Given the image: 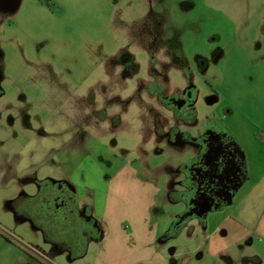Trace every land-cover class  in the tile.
<instances>
[{"label":"rangeland","instance_id":"1","mask_svg":"<svg viewBox=\"0 0 264 264\" xmlns=\"http://www.w3.org/2000/svg\"><path fill=\"white\" fill-rule=\"evenodd\" d=\"M145 14L147 26H165L161 39L145 35ZM130 30L152 45L161 40L157 60L151 65L139 40L133 51L140 72L121 84L126 87L120 86L121 98L112 95L108 117L102 119L91 113L90 98L106 94L108 87L101 83L106 66L119 60L116 52ZM167 43L180 50L194 72L199 97L192 134L204 131L215 117L228 128L233 125L244 140L263 133L264 0H0V79L6 92L0 98V264H131L129 236L114 249V258L104 253L111 233H104L103 207L109 191L112 196L116 190V173L126 167L161 188L154 219L163 233L173 226L174 216L185 208L179 198L185 199L176 192L171 200L176 196L179 202H170L167 189H182L179 171L192 146L153 134L154 108L165 125L170 113L147 91L155 78L150 67L165 81L169 76L170 89L183 85L173 72L178 67L170 63ZM156 80L164 82L161 76ZM48 180L75 188L80 216L96 230L86 233L85 251L48 241L41 228L18 214L13 201L24 193L36 195ZM229 207L208 214L225 216ZM261 244L258 240L256 249L264 256ZM200 258L193 264H216Z\"/></svg>","mask_w":264,"mask_h":264},{"label":"crops","instance_id":"2","mask_svg":"<svg viewBox=\"0 0 264 264\" xmlns=\"http://www.w3.org/2000/svg\"><path fill=\"white\" fill-rule=\"evenodd\" d=\"M223 125L237 138L248 160L247 181L233 202L227 205L230 206L227 215L208 214L202 220L197 216L196 222L187 220L177 225L179 216L186 209L185 200L179 198L185 208L174 216L173 226L165 232L171 234L162 241L165 233L153 215L161 188L152 182L141 181L134 168L126 167L116 173V190L112 196L109 191L103 207L107 227L104 233H111L104 249L106 258L109 254L114 258V251L122 248L124 237L129 236L133 239L129 251L131 264H193L197 256L201 257L200 263L209 258L216 264L264 263V256L256 249L259 240L264 251V130L263 133L254 132L252 138L244 140L235 133L233 125L229 128ZM175 187L167 189L169 201L171 191L179 192ZM179 200L171 201L177 203ZM119 259L124 262V256Z\"/></svg>","mask_w":264,"mask_h":264},{"label":"flooded vegetation","instance_id":"3","mask_svg":"<svg viewBox=\"0 0 264 264\" xmlns=\"http://www.w3.org/2000/svg\"><path fill=\"white\" fill-rule=\"evenodd\" d=\"M149 18V14H145V35L150 33L151 37L155 35V37L161 39V29L165 26L161 25L159 28L147 26L146 23H148ZM137 31L140 32V29ZM137 31L130 30L128 32L129 38L126 45L120 47L116 52V54L120 53L119 60L111 68L106 66V76L104 81L102 80L101 82L104 86L108 87L107 92H105L106 94L101 92L100 95L98 94V99L96 95L90 98L91 113H95L94 115L97 114L102 119L108 117L109 108L111 109L112 106V95L120 97L121 84L127 82V78L133 79L140 72L141 62L137 58V52L135 53L133 51L136 49L135 47L138 45L139 40L146 47V52L144 51L142 53L145 54V58L149 55L151 65L157 60L154 52L156 47L161 43V40L156 45H152L153 42L146 43L145 36L138 39L136 36ZM133 32L134 36H132ZM165 42H167V39H165ZM167 45L169 46L168 55L170 57V63L172 66L178 67L173 68V72L181 77L180 80H182L183 85L170 89L168 87L169 76H166L168 78L165 81V76L163 74L159 75L164 81L160 83L156 80L159 76L153 70L154 68L150 67V73L153 74L155 80L153 79L149 83L147 91H150L154 95V98H157L161 106L170 113V120L165 125L163 124L165 117L158 114V109L154 108L155 115L152 118V125L154 127L153 134L158 139H166L171 144H180L183 147L187 145L192 146L191 156L179 171V173L182 172L178 183L182 189L179 192L185 199L186 209L179 216L177 221L178 225L186 222L191 217H197L198 212L202 211L208 202L212 203L211 210L226 207L229 202V196L233 195L234 199L243 184L247 181L248 172L246 161L243 158L242 146L237 141V138L227 131L219 119L216 117L209 118L204 131L196 130L194 134L190 132L189 127L192 128L198 125L195 105L198 101L199 92L194 81V72L188 65V60L184 58L183 54H180V50L177 48L176 51L174 44L170 46V43H167ZM123 74L126 76L121 78ZM97 85L91 88L94 90V94H97ZM134 87L133 97L139 89L138 79ZM153 88L157 89V91L153 92ZM5 95L6 92L2 87V81L0 79V98H4ZM22 99L25 100V97L23 96ZM103 99H106V102L102 103ZM7 118L13 120L9 116ZM90 118H92V115H90ZM2 119L3 114L0 112V120ZM115 122L118 123L119 119ZM219 151L221 153L218 159H215L214 157ZM55 188L60 189V185L47 186V189L51 193H56ZM52 203L49 201L46 204L50 206ZM200 219L202 220L204 218Z\"/></svg>","mask_w":264,"mask_h":264},{"label":"trees","instance_id":"4","mask_svg":"<svg viewBox=\"0 0 264 264\" xmlns=\"http://www.w3.org/2000/svg\"><path fill=\"white\" fill-rule=\"evenodd\" d=\"M48 185H60V189L55 188L56 193H51L49 191L51 187L47 189ZM175 193L176 191L170 192V199ZM175 197L172 201L177 200ZM49 201L53 203L47 206L46 203ZM13 202H17L18 214L24 215L41 228L48 241L62 244L66 248H78L85 251L83 240L86 238V233L96 231L91 223H85L81 218L77 193L68 182L48 180L44 185L40 184L36 195L24 193ZM170 234V232L165 233L160 240H167Z\"/></svg>","mask_w":264,"mask_h":264},{"label":"water","instance_id":"5","mask_svg":"<svg viewBox=\"0 0 264 264\" xmlns=\"http://www.w3.org/2000/svg\"><path fill=\"white\" fill-rule=\"evenodd\" d=\"M220 153H221V151H219L214 158L218 159V156L220 155ZM244 153H245V151L243 152V158L245 161H247V156H245L246 153L245 154ZM246 168H247V165H246ZM247 172H248V168H247ZM232 202H233V195H230L228 204H231ZM211 206H212V203H210V202L206 203L205 208L202 209V211L198 212L197 216L199 218H205L208 215V213L212 211Z\"/></svg>","mask_w":264,"mask_h":264}]
</instances>
